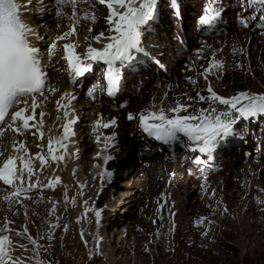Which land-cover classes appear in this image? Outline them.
Returning a JSON list of instances; mask_svg holds the SVG:
<instances>
[{
	"label": "bare ground",
	"instance_id": "obj_1",
	"mask_svg": "<svg viewBox=\"0 0 264 264\" xmlns=\"http://www.w3.org/2000/svg\"><path fill=\"white\" fill-rule=\"evenodd\" d=\"M18 2L27 3V0H18ZM197 2L199 1L191 0L189 4L197 6ZM39 3L43 4L40 7L37 6L36 9H34L35 4L32 2L29 9L25 10L21 8L19 11L23 13L22 19L24 22L30 26L37 25V28L41 31V37H45L44 33L46 29L51 28L52 38L46 42V46L50 51L52 73L55 75L52 88H55L56 91L45 92L44 96H46V99L44 96L37 95L36 99L38 106L35 110V119L29 121L30 124L36 125L35 128L23 130L20 134H17L8 127V125L11 124L9 115L8 120L4 122V129L6 130L4 131L3 138L1 137L0 139V149L7 153L13 152L14 156H25L29 159L34 169L31 183L33 185L38 184L37 187H32L28 191H22L19 196L16 197L12 195L16 190L15 187L0 182V227H3L5 220L11 222L10 227L14 230L11 233L14 244L19 243L27 246L26 249L16 248L13 255H22L27 259V264H44L46 258L44 250L48 247L45 241L54 242L58 246L64 244V247L60 249L61 252L72 253L75 250L77 251L78 246L76 242L80 230L77 218L79 215L85 214V209H81V203L85 198L81 196L80 191V186L84 184V182H87L85 184L88 187L92 184L93 198L96 199L93 207L95 209V215L97 211L100 212L98 219L101 222L94 226L93 233H91L90 236L87 235L86 238L85 235H83V237H85V240H90L91 236L94 237L93 247H89L93 252L97 250L98 245L100 246L105 241V234H107L106 224L112 219V214L104 203L110 202L109 197L112 196L111 193L114 186L110 182L111 177L107 175V173H112L114 167L117 165V158L121 157L122 155L120 154H122L124 149H127L133 142L129 136V134L132 133L129 129L133 126V121L128 119L130 113L133 114L139 122L138 117L141 113L147 115L152 111L158 112L162 107L168 109L177 103L191 105V107L188 108V113H192L200 108H208V101H200L197 93L208 97L210 95L207 91L209 85L218 95L226 98L241 91L251 92L255 90L257 92L254 93H264V27H258L256 30L251 28L244 30L239 27L236 18L233 16V18H230V23L225 22L223 24L225 30L228 31L226 34L220 33L210 36L203 34L197 35L196 39L194 38V45L200 51V55L190 54L183 63L177 62L175 57L173 59L170 58L167 54V52L170 51V46L167 45L162 35L153 34V39H155L154 41H156L159 46L160 56L158 57L162 59V63H159V69L163 71L164 75L156 80L155 85H148L139 99H136L137 101L135 100V103L130 105L126 111H122L121 109L117 111L115 108L106 106L97 108L100 116H98V119L106 121L109 118H115L119 129H117L118 127L116 126H110L103 131L101 127H97V133L102 138V141L99 147L95 146L93 148L95 156H93V154L91 155L95 159L94 163L87 166L86 173H83L85 176H82L83 178L80 181L82 171L78 169L80 168L78 164L81 163L80 161L85 153L83 152L80 154L78 152L76 154V151L72 153L73 150L76 149L75 146H73V141L76 140L72 132L62 141L65 147H60L58 141L63 137V125L67 120L74 121L75 117L71 114V111H73L72 109L80 100V96L83 98L86 97V90H84L83 86H76L80 84V81L82 85L84 84V81L81 80L82 78H77L75 83L71 82L76 76L69 69L66 55L65 58L60 57H62V53L66 52L64 45L71 44L74 46L72 51L77 52L81 57L82 64L94 62L87 59L88 48L103 49L106 44L111 43L112 41L108 39V37L114 34L108 29L114 28V25H110L108 20H102L103 18L98 14L95 16V20L92 19L90 13L87 14V19L83 18L85 15V13H83L84 11L81 10L82 8L85 9V7H82L83 5H77L74 15L71 6H61L60 9H55L54 5L56 4V0H42ZM88 3L93 5L97 4L93 0H87L86 4ZM245 4L246 3H243V1L238 2V5L243 6L245 12H248L249 8H256L258 6L248 7ZM225 6L228 7L229 3L225 4ZM40 8H51L53 11L52 15H38L35 10ZM226 8L224 10V16L227 15ZM87 9L88 8H86L85 12L92 11V7L91 9ZM114 9L117 12L123 10L117 5H114ZM58 12L59 14H57ZM62 13H64V15H62ZM232 15L233 14H231V17ZM80 19L84 22L78 23ZM113 19L115 20L116 17L114 16ZM105 23L107 24L106 28ZM43 24H46V27H44ZM85 26L89 27L86 28ZM91 26L97 27L98 30H90ZM73 28L74 31H72ZM196 29L197 27H195L194 30ZM69 32H71V35L67 38L57 39V37H63L65 33ZM100 33L104 35L97 41L94 37L98 36ZM195 34L196 31H193V35ZM174 35H176V32ZM163 42L165 46L160 47L159 44H163ZM172 43L175 44L176 41L174 40ZM204 43L206 45L208 44L210 49L213 48L215 52H208L206 49L202 48V50H200L201 44ZM52 45H55V47H51L50 49ZM230 45L236 47L235 49L238 50L236 52L237 54L233 53L234 55H232ZM197 56H200L199 60H197ZM231 56H233L238 63L241 62L243 73H236V66H233L235 63H230L229 60ZM103 62L106 63L105 61ZM185 64H188L187 68H185ZM210 64H218L219 66H213L210 71L205 72V69H208ZM151 67L152 65L150 63H146L145 65H140L138 71L144 76L145 71ZM246 72L248 73L247 76L244 75ZM227 75L230 78L234 76L233 81L239 82H234L232 86H229L227 81L225 82L223 79V77ZM187 78H190L189 82ZM221 79L224 81H221ZM193 81H195V83H193ZM203 81H206V83H201ZM125 85L126 84L123 83V86ZM125 88L121 90L124 96L128 94L131 86L128 85L125 86ZM64 93H68V95L65 96L63 95ZM74 96L78 97L74 99ZM94 97L95 96L92 98ZM189 97L192 99L189 100ZM24 101L28 102V110L25 115H32V97L21 99V103L13 107L10 113L19 110L20 107H25ZM57 101L60 102L59 105ZM91 104L95 108L98 106L96 102ZM213 106L218 107L220 110H225L226 108V106L219 105L218 103ZM65 111L68 113L67 118L64 116ZM40 113H43L42 118ZM183 114L187 113H181V115ZM41 119L42 124L40 123ZM259 122L261 126L260 130H258L259 125H255ZM72 124L69 125L70 129L72 128ZM241 124L243 125V132L247 139V142L242 143L244 145L241 146V148H243L244 151H250V149L252 150L254 148L258 149L259 147L262 148L264 146V119H246L244 122H241ZM20 126V121L17 120L15 127L19 128ZM250 130H252V132H250ZM34 132L36 133L35 135H33ZM119 132H121V135ZM137 133L138 132H135L136 141L144 148L148 155L147 158L149 156L159 155L158 148H163V146L156 143L152 138H141V135ZM110 136L114 138L107 141L106 146V138ZM50 137L55 138L53 140L54 154L56 156H62V160H53L51 158L52 154L48 151V141ZM249 139H251V143ZM14 141L24 142L27 152L25 153L23 150H19L18 145L17 151L14 152L12 147ZM111 141H115L114 146L110 145ZM180 144L186 146V141L182 134L181 139L171 143L170 148H176ZM147 147L152 148L155 152H151ZM193 147H195V145H193ZM86 148L88 147L86 146ZM186 148L188 151H191L190 153H193V155L200 156L201 160L206 161V158L204 159L202 156L203 153H200L198 150L193 152L187 146ZM36 153H40L46 157V163L43 165L42 171L40 170V161L35 159ZM98 153L99 156L97 155ZM108 155L111 156L112 159L105 163V157ZM76 157H78L77 160ZM170 158L169 155L167 160H157L153 164L152 169L149 168L148 170H144L146 180L140 176V172L137 170L128 169L124 172L125 179L122 185L128 186L129 188H127V192L121 194L119 203L125 204L123 207L130 209H128L127 215L129 214L128 216L133 219L134 225L131 226V223L128 224L125 231L129 239L131 235L134 236V239L127 240L126 242L122 240L123 242L120 241L115 243V246H113L115 252L122 254L126 250H137L136 253L143 262L148 258L155 264H174L176 258L181 254L179 262L184 259L188 264H191L193 263L192 259L197 257L198 260L199 255L195 253V250L191 254L186 253L188 250L184 246L185 244L183 242L178 243L179 238L183 239L182 236H187V241L191 244H193V242L198 243V241L202 239L201 237H203L204 233H208V230H210L211 234L207 236V241L204 243L208 244L209 240L211 242L216 241L217 237L214 236V233L222 227V224L229 225L232 221L240 227L239 232L243 236L248 237V240L251 236H256V230H260L259 235L264 232V213L261 209L264 208V158L261 159L262 162L251 163V168L248 163L242 164L239 168H236V164H238L237 159L231 158H223L222 160H217L216 163L206 161L202 164H196L188 160L179 164V169H177L179 173L175 175L171 173L173 170L170 169ZM74 159L76 161H74ZM84 161L85 160H83V162ZM14 163L16 168L21 167V161L19 159H16ZM231 167H235L233 171L238 172L236 175L239 177L238 180H235L236 176L231 174ZM204 172H207L206 175H202ZM102 173L105 174L102 176ZM93 176L95 177V179H93L94 181H92ZM209 176L214 178L219 177L220 179H209ZM57 177H59V181L56 180ZM49 183H52L53 186L48 187L47 185ZM14 184L17 187L21 186L19 181H14ZM28 185L29 179L27 170L25 169L22 186L27 189ZM146 185L147 189L149 187L148 190L144 189ZM193 191V199H188L187 194H191ZM5 196L10 197V199L5 200ZM144 196L149 199V204H147L148 210H143L140 206V204L143 203ZM253 196H258V202H260L261 206L256 205L254 202L255 200H252ZM57 201H61L62 203L59 202L57 207H55ZM220 202H222L224 206H221ZM137 205H139L138 209L140 211L136 209ZM240 205L246 208L247 212H238L237 208ZM207 206H209L210 209H205ZM214 209H216V211H214ZM225 209H227V211H225ZM190 211L191 215L189 216L188 213ZM5 215L7 216L5 217ZM186 215H188V217H186ZM66 216L69 218V223L65 219ZM192 216L193 221L191 222L189 220ZM194 216H196V218H194ZM121 220V217H119L115 218L113 221L115 225L118 226ZM201 220H203L202 225L197 226L199 224L198 222ZM66 223L69 224V226L67 225L69 229L68 227H66L67 229L64 228ZM25 226L28 230L27 234L16 236L15 232H22ZM136 227L141 228L142 231H136ZM180 228L182 231H180ZM55 229L57 231L53 233ZM71 229H74V234L77 233L76 237L71 235ZM172 229H174L173 233ZM64 230L68 231L66 236H63ZM27 235L35 239L36 243L32 244L27 239ZM143 235L147 237H142ZM37 239H43L44 242H40L41 240L37 241ZM98 240L99 243H97ZM116 241H119V238H117ZM136 242L137 244H135ZM182 245L183 247H181ZM143 247L147 248V255L142 253ZM176 247L177 253L176 251L175 253L178 256L174 255L173 258L170 259V254L167 249ZM215 252L218 256L212 258L214 261L212 264L218 263L219 256L224 253L222 250H216ZM202 263L197 261L194 264ZM179 264H181V262Z\"/></svg>",
	"mask_w": 264,
	"mask_h": 264
},
{
	"label": "snow or ice",
	"instance_id": "obj_2",
	"mask_svg": "<svg viewBox=\"0 0 264 264\" xmlns=\"http://www.w3.org/2000/svg\"><path fill=\"white\" fill-rule=\"evenodd\" d=\"M86 3L87 0H56L58 7L71 6L75 14L76 7L79 3ZM246 6L253 7L260 6L261 13H264V0H245ZM101 4H107L109 8V16L107 20L114 28L115 35L108 37L112 42L104 46L103 49L89 47L87 50V59L90 61H105L108 65L105 78L107 79V94L114 96L117 92V85L120 79L119 67L131 65L137 60V54L144 50L141 47V26L145 25L153 19L157 0H99ZM175 5V0H172ZM216 0H209V6L205 8V14L201 17L203 25H211L220 16V11L215 5ZM32 5V0H27V3H19L18 0H0V124L5 121L6 116L10 115L11 124L8 125L12 131L20 134L23 130L35 128V124H30L29 121L35 119V110L37 108V95L44 96L46 88V74L43 71L40 49L30 42L29 37L35 36L37 39H42L38 31L32 26L23 21V13L19 9H29ZM114 5L119 6L122 11H115ZM44 9H42L43 11ZM59 14V12L57 13ZM116 17L114 20L113 17ZM85 19L88 18L85 13ZM92 19H95L93 14ZM256 19V17H253ZM259 20L264 21V14L258 17ZM245 27L248 26L247 21H242ZM260 27H264L261 24ZM91 30V29H90ZM74 31V28L72 29ZM71 35V32L65 33L63 37L57 39H64ZM104 34L94 37L97 41L101 39ZM55 47V45L50 46ZM73 45L65 44L64 48L67 53L66 59L69 69L75 76H81L91 68V64L82 67L81 57L76 55L72 49ZM199 51V50H198ZM213 66L218 64H210L205 72L210 71ZM207 78V77H205ZM190 79V78H189ZM195 83V81H193ZM49 92H55V88H48ZM94 90L89 91L92 95ZM210 94L208 97L200 95L197 96L200 101H208V108H200L192 113H188V108L191 105H184L177 103L176 105L159 111L149 112L147 115L141 113L138 117L140 129L148 136L153 137L165 144H171L181 139V134L185 138L186 146L192 151H199L200 153H208V159H211V151L215 148L218 140H223L225 137L232 135L234 125L241 119H248L255 117L258 114H264V93H251L248 91L238 92L231 97H223L213 91L209 85L207 89ZM63 95L67 96L68 93ZM31 96L32 115H25L28 110V102L24 101L25 107H20L19 110L9 113V109L13 106H18L21 103V97ZM46 99V96H44ZM189 100L192 98L189 97ZM59 101L57 104L59 105ZM226 106L225 110H220L214 107L216 104ZM181 113H187L181 115ZM172 114V115H169ZM41 118L43 113H40ZM65 118L68 113L64 112ZM129 120L136 119L133 114H129ZM17 120L20 121L21 126L15 127ZM42 124V119L41 122ZM74 123L72 120H67L63 125V137L58 143L60 147H65L62 143L71 134L70 124ZM99 124V121H97ZM115 124V120H110L104 123L103 127L108 128ZM6 129L0 128V135ZM36 133L34 132L33 135ZM42 137V133H41ZM114 137L106 138L107 141ZM54 137H50L48 141V151L53 160H62V156H56L53 148ZM100 137H97L99 141ZM19 150L27 152V148L22 141L13 142V151ZM195 145V147H193ZM39 147V146H38ZM99 156V153L97 154ZM4 154L0 153V157ZM21 161V167H15V160ZM35 159L40 161L41 171L43 165L46 163V157L40 153L35 154ZM112 159L111 156L105 157V163ZM196 164H202L206 161L201 160L200 156L193 157ZM25 169L29 179L28 188L25 189L22 185L24 182ZM105 173H102L103 176ZM34 175V169L31 166L29 159L25 156L8 155L3 159L2 167H0V181L16 188L13 196L18 197L22 191H28L32 187H37L31 183V177ZM111 175V173H107ZM59 181V177L56 178ZM14 181L20 182V187L14 184ZM52 187V183L47 185ZM5 200L10 197L5 196ZM227 211V209H225ZM97 218L100 212H96ZM201 223L203 220L200 221ZM11 222L5 220L3 227H0V264H27V259L21 256H14L13 252L16 248L26 249L27 246L13 242L11 233L14 231L10 227ZM27 227L23 231L15 232L16 236H23L27 234ZM8 233V234H5ZM206 234V233H204ZM27 239L35 244L36 240L30 235Z\"/></svg>",
	"mask_w": 264,
	"mask_h": 264
},
{
	"label": "rangeland",
	"instance_id": "obj_3",
	"mask_svg": "<svg viewBox=\"0 0 264 264\" xmlns=\"http://www.w3.org/2000/svg\"><path fill=\"white\" fill-rule=\"evenodd\" d=\"M93 1H95L97 4L93 5L91 3L86 4L84 2H81L78 4V6L83 5L82 7H85V9H83V8L81 9L82 11H84L83 13L88 14V13L94 12V14L96 13L95 16H97V14H98L100 17H102L101 11L103 14L106 12V11L105 12L103 11L106 9L104 6L105 4H101L96 0H93ZM194 1H198V0H194ZM239 1H244V0H239ZM239 1L238 0H225L222 3V5H224V6H225V4L229 3L228 7L225 6V8L227 7L226 8L227 15L225 18V20H226L225 22L230 23L229 22L230 18H233V16H234V18H236V13L238 14L237 9L240 7V5H238ZM180 2H181V7H182V12L180 14L181 15V21L176 19L174 17L173 13L171 14L170 5L166 0H164V5H163L164 8H163L161 13H162V16H164L166 19H164L163 21L161 20V21L168 23V25H164L160 29H155L154 32L151 34V36L153 34L162 35L164 38L167 36L168 41L170 42V45H171V44H173L172 42L174 41L173 35L175 34V32L177 33L179 30L182 29V30H184V33H185L186 45H190L191 43L194 44V38L196 39V37H194L193 31L196 27V23H195L194 16L192 14H189L188 11H193V9L195 10L198 7L199 2H197V6L196 5L194 6L193 4L192 5L189 4L191 2V0H180ZM232 4H233V6H232ZM91 7H92V9H91ZM86 8L91 9L92 11L85 12ZM242 8H243V6H242ZM49 10H51V12L45 13V15H47V14L52 15V12H53L52 9L50 8ZM163 12H165V13L163 14ZM231 14H233L232 17H231ZM62 15H64V13H62ZM259 15H261V14H259ZM259 15H256V20H257ZM237 16H240V14H238ZM81 22H84V21L80 19V21L78 23H81ZM258 23H260V22H256V24H258ZM106 26H107V24L105 23V28H106ZM85 27L87 28L89 26H85ZM93 29L98 30L97 27L91 26V30H93ZM248 29L249 28H246L244 30H248ZM108 30H110V28ZM50 31H51V28H50ZM112 33L115 35L114 31H112ZM223 34H226V33L224 32ZM151 36L148 37L147 35H144L143 40L146 41L145 42L146 44L150 45V43L152 42L151 39H153L152 38L153 36L152 37ZM166 40L167 39L165 38V42L167 43ZM152 47L154 50L155 57L157 59H159L160 62L162 63V61H161L162 59L160 57H158V56H160V53H159V46L157 45L156 41H154L152 43ZM232 47H233V45L232 46L230 45L232 55L237 54L236 52L238 50L235 49L236 47H233V48ZM201 48L206 49L208 52H212V53L215 52V51H213V48L210 49L209 45L208 44L206 45L205 43L201 44L200 50H202ZM195 55H200V52L195 53ZM199 59H200V56H197V60H199ZM233 59H234L233 56H231L229 58L230 63H232V62L235 63L233 66H236L235 67L236 73L242 72L243 66H242L241 62L238 63L235 59L234 60ZM176 61L179 62L178 59ZM184 61H185V59L179 63H183ZM147 63H149V62H147ZM145 64L146 63H144L142 65H145ZM150 64L152 65V67L148 68V70L145 71L144 76H142L140 74V71L137 70L131 74L129 73L127 76V80L124 81V83L127 84V86L128 85L131 86V89L128 91V94L126 96H124L123 93L120 92L123 95V98L128 101V108L130 107V105L135 103L136 99L137 100L139 99V97L142 95V93L144 92L145 88L148 85H155L156 80L160 76L164 75L163 71L159 69V65H157L155 63H151V62H150ZM187 67H188V64H185V68H187ZM154 74H157L158 76L156 79L153 80L152 75H154ZM228 75L224 76L223 79L225 80V82L227 81L229 86H232L233 83L235 82V81H233L234 76L230 78V77H228ZM239 75H241V74H239ZM244 75L247 76L248 73L246 72ZM151 79H152V81H151ZM223 79H221V81H224ZM187 81L188 82L190 81L189 78H187ZM139 82H146V84L143 88H139L140 86H133L134 84H137V83L139 84ZM238 82L239 81H237L235 83H238ZM201 83L205 84L206 81H203ZM77 86L78 87L83 86V88H84L85 83L83 85L79 84ZM89 91L90 90L86 91V96L91 97L89 101H92L94 103L96 102V104L98 106L96 108L93 107V105L91 103L86 102V99L80 96L79 97L80 100L76 103V105L72 109L73 111H71V114L74 115V117H75L74 123L72 124L71 132L73 133V131H74L73 137L76 140V141H73V146H75L76 149H74L72 153H75V151H76V154L78 152L80 154L83 152L85 153L84 156L82 157V159L85 161L83 162V160L81 159V161H80L81 163L78 164L79 165L78 167H80L78 169H81V171H82L80 181L85 176V174H83V173H86L87 166L90 165L91 163H94L95 159L93 156H95V155L93 152L94 151L93 148L95 146L99 147L100 142L102 141V138L97 133L98 132V128H97L98 126H96V123H95V126L93 125V121H95L96 119H98L100 117L98 114L99 111H97V108H99L100 106H106V107L114 108V104L112 102L103 100L104 97L98 98V95H96L94 98H92L94 95L93 96L89 95ZM254 92H257V91H255V90L251 91V93H254ZM128 108H127V110H128ZM122 111H126V110H122ZM257 124L260 126V122L256 123L255 125H257ZM242 126L243 125L240 124V128L243 131ZM100 127L103 129V131H105V128L103 126H100ZM129 130H130V132H132L131 134H129V136L133 142L130 144V146L127 149H124L122 154H120L122 156L117 158V165H116V167H114V169L111 173L112 175H110V177H111L110 182L114 186H113L112 193H111L112 196L109 197L110 202H107V203L105 202L104 205L111 211L112 219L109 220V222L106 224V233L107 234H105L106 235L105 241L100 246L98 245L97 250L96 251L94 250L95 252H93V250L90 248L93 247L94 237L91 236L90 240L84 239L85 237L87 238V235L90 236V234L93 233L94 226L100 224V222H101L100 220H99L100 221L99 223L94 222L95 209L93 207V204L96 201V199L93 198L92 184L89 185V187H88L85 184L87 182H84V184H82V185H83V187L86 185V188L85 189L82 188V190H81V187H80V191H81V196H83L85 198L84 201H82V203H81V209L82 210L85 209V214L81 215V216L79 215V217L77 218V221L79 224L78 227L80 229L78 232L79 235L77 236V242H76L78 249H77V251L75 250L72 253L71 252H61L60 249L64 247V244L58 246L54 242L52 243L50 241L49 242L45 241V243H47L48 247L45 248V250H44L45 257H46L44 260L45 261L44 264H155L151 259H148V258L145 260V262H143L140 259L139 255L136 253L137 250L136 251L133 249L128 250V251L126 250L122 254H119V253L115 252V250H113V248H114L113 246H115V243L120 242L122 240L124 242H126L127 240H133L134 239V236H132V235L130 236V239H129L126 235L127 232L125 231L126 226L128 224L131 223L130 224L131 226L134 225L133 219H131L128 216L129 214L127 215V211L129 208H124L123 206H125V204L119 203V197H121L122 193L127 192V188H129L128 186L122 185V183L124 182V179H125L124 172H126L128 169L129 170H132V169L137 170L140 172V176H142V178H144V180H146L144 170H148L149 168L152 169L153 164L157 161V160L156 161H150L148 164L146 163L150 159L147 158L148 155L146 154L144 148H142L141 145L139 144V142L136 141L137 139L135 138V132H137V131H136L135 126L131 127V129H129ZM94 131H95V133H94ZM250 132H252V130H250ZM119 134L121 135V132H119ZM97 136L100 137L99 141L97 140ZM75 142H76V144H75ZM243 145L244 144H241V146H243ZM86 146L88 148H86ZM254 152L256 154H259L258 149L254 148L252 150L250 149L249 155H253ZM91 154H93V156ZM191 155H193V153H191ZM77 158L78 157H76V160H77ZM76 160L74 159V161H76ZM91 160H92V162H91ZM238 160H239V158L237 157V163L238 164H236V166L242 165L241 162H238ZM169 162H170V169H172L174 171L175 170L177 171V169H179V165L175 167V165L171 161H169ZM189 162H190V160H189ZM233 170H235V169H233ZM178 173H179V170L177 171L176 174H178ZM114 174H115V177H114ZM113 177H114V180L111 181ZM93 179H95L94 176L92 178V181H94ZM144 189L148 190L149 187L147 189V185H146V187L144 186ZM210 195H212V194H210ZM187 197H188V199L189 198L193 199L192 197H194V191L191 194H187ZM96 198H97V195H96ZM143 199H144L143 203H141L140 206L143 208V210H148L149 208H148L147 204H149V199L146 198L145 196ZM252 200H255L254 202L256 203L257 206H261L260 202H258V196H253ZM59 202H61V201H57L55 203L56 204L55 207H57ZM220 205L224 206L222 202H220ZM86 208H87V210H86ZM138 208H139V205H137L136 209H138ZM205 209L208 210V209H210V207L207 206V207H205ZM261 209L263 210V213H264V208H261ZM92 210H93V212H92ZM214 211H216V209H214ZM237 211L241 212V213L247 212L246 208H243L242 205H240L237 208ZM190 213H191V211L188 213L189 216L191 215ZM188 215H186V217H188ZM6 216L7 215H5V217ZM119 217H121V219H122L120 221L121 225L119 224L120 226L119 225L117 226V225H115V222L113 220L115 218H119ZM194 218H196V216H194ZM221 218H224V217H221ZM65 219L69 223L68 216H66ZM189 221H191V222L193 221V216L190 217ZM68 223L65 224V227H64L65 229H67L66 227L69 226ZM198 223L199 224L197 226L202 225V223L200 221ZM173 225H175V224H173ZM221 226L222 227H220V229L215 232L216 234L214 233V236L217 237L216 241L211 242L209 240L208 244H204V243L207 241V236H209L211 234L210 230H208V233L204 234L203 237H201L202 239L198 241V243L200 242L199 245L197 242L196 243L193 242V244L189 243L187 241L188 240L187 236H182L183 239L179 238L178 243L183 242L185 244L184 246L188 250L186 253L191 254L195 250L196 251L195 253H198V255H199L198 260H197V257L195 259H192L193 263H191V264H194L197 261L200 263L203 262L202 264H212L214 262L212 258H214V256L215 257L218 256L217 253L215 252L216 250H220V251L222 250L225 254L223 253V255H220L218 263H215V264H264V232L261 235H259L260 230L258 229L255 232L256 236H253V237L251 236L250 239L248 240V237L243 236L239 232L240 227H238L235 224V222L232 221L231 223H229V225L222 224ZM263 226H264V224H263ZM138 228L139 227H136V231H142L141 228H139V229ZM181 228H180V231H182ZM68 229H69V227H68ZM56 231H57L56 229L53 230V233H56ZM124 231H125V234H124ZM173 231H174V229H172V233H173ZM67 232H68L67 230H64L63 236H66ZM71 232H72L71 235H74L76 237L77 233L74 234L75 233L74 229L73 230L71 229ZM239 233H240V235H239ZM83 235H85V237H83ZM183 235H184V233H183ZM142 237H147V236L143 235ZM117 238H119V241H116ZM171 239H172V237H171ZM40 240L37 239V241L44 242L43 239H40ZM51 241H54V240H51ZM97 243H99V240L97 241ZM135 244H137V242ZM181 247H183V245ZM167 251L170 254L169 258L172 259L173 256L176 255V253H177V247L167 249ZM175 251H176V253H175ZM147 252H148L147 248L143 247L142 253L144 255H147ZM180 255L179 256L176 255V256H178V258H176L174 264H179L180 262H181V264H184V261H185L184 259H182L183 261L180 260V262H179ZM209 262H211V263H209ZM185 264H188V263L185 261Z\"/></svg>",
	"mask_w": 264,
	"mask_h": 264
}]
</instances>
